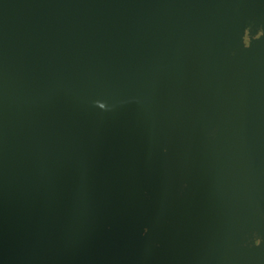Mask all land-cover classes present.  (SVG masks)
<instances>
[{
    "label": "water",
    "instance_id": "obj_1",
    "mask_svg": "<svg viewBox=\"0 0 264 264\" xmlns=\"http://www.w3.org/2000/svg\"><path fill=\"white\" fill-rule=\"evenodd\" d=\"M157 259L264 264V0H0V264Z\"/></svg>",
    "mask_w": 264,
    "mask_h": 264
},
{
    "label": "rangeland",
    "instance_id": "obj_2",
    "mask_svg": "<svg viewBox=\"0 0 264 264\" xmlns=\"http://www.w3.org/2000/svg\"><path fill=\"white\" fill-rule=\"evenodd\" d=\"M117 111V110H116ZM129 112V110H126V112H123V114H127ZM70 183L71 184H74V182H72V181H69V183H67V185L66 186H63V187H61L60 189H58V190H54V188H49L48 189V191H49V193H55V192H62L63 190H66V191H70L71 190V188L69 187V185H70ZM75 186L77 187H80V189H82V183H81V185H78L77 183L75 184ZM67 187H68V189H67ZM69 195H66L65 197H64V199H66L67 197H68ZM61 200V199H60ZM66 200H68V199H66ZM50 204L51 205H53V204H56V200L54 199V198H51V200H50ZM172 206L169 208V213H170V215L171 214H173V217H172V220H170V219H165L162 223H161V230H163V231H165L166 233H168V234H170V232L174 229V224H175V222H177V220H178V213H177V209L173 212L172 211V209H173V206H175V204H176V200H174L172 203ZM60 205V207H55L56 205H54L52 208H56L57 210H59L60 208H62V209H65V208H67V203L66 202H64V200H61V203L59 204ZM79 214H80V216H81V213H80V210H79V212H78ZM171 217V216H170ZM69 219H68V222L69 223H71V222H75L74 221V215H72L71 214V217H68ZM52 221H53V219H52ZM24 224L26 223V222H23ZM53 223H54V221H53ZM52 223V224H53ZM254 242H257V240L255 239L254 240ZM254 252H257V250H254ZM158 255L156 256V257H159V259H160V257L162 256V254H163V250H160V252H158L157 253ZM159 259H157L156 260V262H155V264H157V262H158V264L161 262V260L160 261H158Z\"/></svg>",
    "mask_w": 264,
    "mask_h": 264
}]
</instances>
